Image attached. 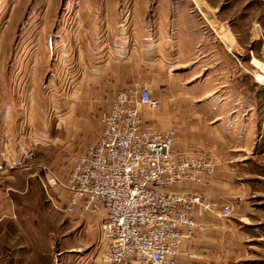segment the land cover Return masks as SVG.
<instances>
[{
    "label": "rangeland",
    "instance_id": "rangeland-1",
    "mask_svg": "<svg viewBox=\"0 0 264 264\" xmlns=\"http://www.w3.org/2000/svg\"><path fill=\"white\" fill-rule=\"evenodd\" d=\"M192 22L202 35L195 56L201 49L200 57L214 58L218 99L228 98L219 107L223 157L237 163L252 196L248 220L237 221L251 240L235 263L264 264V82L255 75L264 73L252 64L255 58L264 65V0H0V127L9 113L13 149L27 153L0 172L12 200L0 212V264H99V227L89 213L68 211L59 187L96 140L108 108L91 73L95 50L109 32L122 34L118 42L112 37L115 46L131 32L139 82L145 30L163 25L172 43L188 35ZM83 47L90 77L77 60ZM169 57L167 73L191 68L181 67L175 52ZM126 68L119 65L125 75ZM178 144L190 155L201 153L200 139Z\"/></svg>",
    "mask_w": 264,
    "mask_h": 264
},
{
    "label": "built area",
    "instance_id": "built-area-1",
    "mask_svg": "<svg viewBox=\"0 0 264 264\" xmlns=\"http://www.w3.org/2000/svg\"><path fill=\"white\" fill-rule=\"evenodd\" d=\"M158 107L147 87L116 92L95 142L59 182L68 211L101 215L99 264H179L196 211L231 216L228 205L202 193L175 191L186 181L200 184L216 167L201 153L174 150L172 130L145 126L143 109Z\"/></svg>",
    "mask_w": 264,
    "mask_h": 264
},
{
    "label": "crops",
    "instance_id": "crops-1",
    "mask_svg": "<svg viewBox=\"0 0 264 264\" xmlns=\"http://www.w3.org/2000/svg\"><path fill=\"white\" fill-rule=\"evenodd\" d=\"M192 24L190 32H186L187 36L175 37L172 43L170 34L165 31L167 29L164 30L163 25L158 27L156 24V29L151 30V27H148L145 30L141 52L144 62L142 81L136 80L138 61L135 58V49L128 40L132 33L127 31L124 35L127 40L125 45L122 42V46L120 43L115 46L112 42L113 36L117 37L118 42L119 37L122 38L119 35L122 34L115 36L113 32H109L100 37V47L96 48L94 54L96 65L91 73L95 74L98 80L99 90L103 91L106 99H110L108 108L103 114L109 110L116 92L126 88L137 90L147 87L153 99L159 101L157 110L143 109L147 118L143 117V121L147 128L172 130L173 149L186 155L190 154L182 151L178 143L185 141L186 138L200 139V152L214 162L215 173L211 177L204 178L200 184L183 182L176 186L175 191L202 193L218 202L221 207L228 205L231 208V216L224 219L213 213L196 211L193 216L197 226L193 229L192 237L180 243L179 264H236L235 262L242 258L251 240L247 231L242 230V225L239 223L244 219L248 220L252 209V196L237 174V163H234L231 158L223 157L225 149L221 150V139L218 135L221 127L219 123L222 119L219 107H222V104H228L227 101H223L228 98L226 96L221 100L218 99L219 88L216 87L215 72L212 71L213 68L210 69L211 61H214L211 53V57L207 55V58L200 57V49L198 56H195L197 47L202 42V35L196 24L194 22ZM83 36L84 33L80 37ZM81 41L84 42V40ZM174 52L181 57V67L185 68L192 64L189 70L173 75L167 73L165 62L170 58L169 54ZM77 60L84 68L81 69V74L89 76L86 66L89 65L90 59L85 47L79 49ZM119 65L127 67L125 70L127 75L119 70ZM89 77H86V80ZM101 82L104 83L102 89ZM196 107L198 115L195 112ZM3 116L4 126L0 127V172L11 169L16 162H24L27 155L21 146L17 150L13 149V133L9 128L10 124L7 123L10 120V114L4 112ZM215 123L218 125H214ZM196 124H199V128ZM197 129L200 137L196 134ZM234 151L237 152L236 149ZM5 187L6 189L0 185V212L6 207L5 205L11 208L12 200L7 191L8 186L5 185ZM74 212L83 211L75 209L72 213ZM90 215L93 217L90 218L91 221H95L100 229L103 221L101 215ZM188 254L195 257H190Z\"/></svg>",
    "mask_w": 264,
    "mask_h": 264
},
{
    "label": "bare ground",
    "instance_id": "bare-ground-1",
    "mask_svg": "<svg viewBox=\"0 0 264 264\" xmlns=\"http://www.w3.org/2000/svg\"><path fill=\"white\" fill-rule=\"evenodd\" d=\"M252 64H254V66H256L259 69V71L264 73V65L261 64L259 61H257L255 58L253 59V63ZM255 75H257V77L260 78L261 81L264 82V75H262L261 73H256Z\"/></svg>",
    "mask_w": 264,
    "mask_h": 264
}]
</instances>
